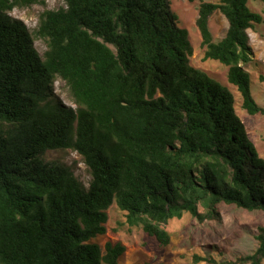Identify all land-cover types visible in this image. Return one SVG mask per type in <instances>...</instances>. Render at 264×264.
Returning a JSON list of instances; mask_svg holds the SVG:
<instances>
[{
    "label": "trees",
    "instance_id": "obj_1",
    "mask_svg": "<svg viewBox=\"0 0 264 264\" xmlns=\"http://www.w3.org/2000/svg\"><path fill=\"white\" fill-rule=\"evenodd\" d=\"M60 1L30 32L9 13L45 0H0V264H119L125 246L103 252L92 242L107 233L114 203L162 246L171 241L163 226L187 212L200 223L221 221V204L264 214V159L233 93L191 64L171 0ZM251 1L264 3L201 2L196 25L205 60L228 67L254 116L264 108L244 67L253 61L248 31L264 19ZM217 12L228 29L214 42ZM57 80L76 108L54 95ZM68 150L85 164L87 185L45 159ZM255 239V252L224 264H263L264 226Z\"/></svg>",
    "mask_w": 264,
    "mask_h": 264
},
{
    "label": "rangeland",
    "instance_id": "obj_2",
    "mask_svg": "<svg viewBox=\"0 0 264 264\" xmlns=\"http://www.w3.org/2000/svg\"><path fill=\"white\" fill-rule=\"evenodd\" d=\"M215 0H171V10L178 18V26L186 29L193 46L191 64L206 72L213 79L228 88L236 100V112L245 125L250 140L264 159V115H250L242 107V97L236 87L228 82V67L215 60H205V48L197 28L196 20L201 2ZM65 7L60 0H45V5L15 8L9 13L13 19L22 21L30 32L38 27L40 15L46 10ZM249 8L264 19V3L251 1ZM228 29V21L219 12L210 19V30L214 42L220 41ZM252 50V63L244 68L251 76V90L257 103L264 108V84L259 77L264 76V23L248 31ZM35 48L43 55L47 45L42 39L35 40ZM54 95L65 105L76 108L68 87L61 80L53 85ZM48 162H58L75 170L76 176L87 185L90 176L81 158L73 151H51L45 156ZM221 221L200 223L191 213H185L181 219H173L163 227L170 233L168 246H162L154 237L146 234L141 227L130 228L126 224L125 214L114 203L108 210L107 233L92 240L102 251L105 245L121 243L126 251L119 264H214L195 263L194 256L214 259L217 264L234 261L239 257L251 255L257 249L255 235L259 226H264V214L260 211L249 212L233 205L221 204ZM202 212V209L200 208ZM264 264V263H263Z\"/></svg>",
    "mask_w": 264,
    "mask_h": 264
}]
</instances>
